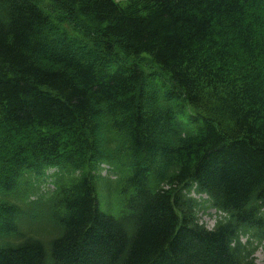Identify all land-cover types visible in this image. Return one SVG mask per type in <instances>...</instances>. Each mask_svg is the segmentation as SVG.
<instances>
[{"label":"trees","instance_id":"trees-1","mask_svg":"<svg viewBox=\"0 0 264 264\" xmlns=\"http://www.w3.org/2000/svg\"><path fill=\"white\" fill-rule=\"evenodd\" d=\"M54 4L0 0V264H255L264 0Z\"/></svg>","mask_w":264,"mask_h":264},{"label":"rangeland","instance_id":"rangeland-1","mask_svg":"<svg viewBox=\"0 0 264 264\" xmlns=\"http://www.w3.org/2000/svg\"><path fill=\"white\" fill-rule=\"evenodd\" d=\"M41 4L50 12L55 13V4L54 2L56 0H39ZM119 2H124L125 0H117ZM137 62L140 64L144 65L145 67H150L152 66L151 61L147 56H142L136 59ZM104 170L99 171L100 175L97 174L99 177H106L109 179H113L112 177L110 178L108 176V168L106 166L102 167ZM102 175V176H101ZM52 189V186L46 185L42 187V192H46L47 190ZM203 199H207V197H203ZM200 223L204 224L207 228L213 229L214 226L216 225V222L221 218L222 216L216 212V210H209L207 212H202L200 211L198 216ZM246 239H244V242H246ZM255 261L256 264H264V245H261V247L258 249L257 253L255 254Z\"/></svg>","mask_w":264,"mask_h":264}]
</instances>
